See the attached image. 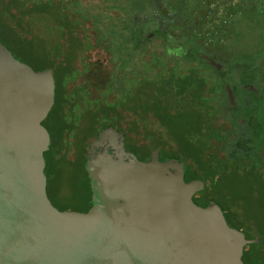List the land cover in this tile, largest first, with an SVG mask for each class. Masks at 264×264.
Wrapping results in <instances>:
<instances>
[{"label":"trees","instance_id":"trees-1","mask_svg":"<svg viewBox=\"0 0 264 264\" xmlns=\"http://www.w3.org/2000/svg\"><path fill=\"white\" fill-rule=\"evenodd\" d=\"M103 2L102 10L100 1L0 0L1 44L34 71H52L54 104L43 125L54 152L45 169L53 204L61 210L90 209L88 145L111 126L124 131L126 149L140 160L156 149L167 159L183 160L190 175L207 183L228 225L247 234L233 208L240 198L256 197L263 211L259 144L244 131L246 120L231 116L220 86L224 74L194 28L175 34L179 21L153 11L154 3L143 18H130L117 0ZM257 5L251 6L257 10ZM99 17L115 28L112 35L104 34ZM96 48L111 55V69L100 81L91 78L95 69L88 56ZM218 116L230 118L229 126L217 127ZM233 187L239 192H231ZM254 221L258 232L248 234L259 241L246 264H264V222Z\"/></svg>","mask_w":264,"mask_h":264},{"label":"water","instance_id":"water-1","mask_svg":"<svg viewBox=\"0 0 264 264\" xmlns=\"http://www.w3.org/2000/svg\"><path fill=\"white\" fill-rule=\"evenodd\" d=\"M51 70L36 72L0 42V264H244L258 242L230 227L186 163L160 149L140 160L123 130L88 145L91 207L58 209L45 173L54 156L43 122L54 104Z\"/></svg>","mask_w":264,"mask_h":264},{"label":"flooded vegetation","instance_id":"flooded-vegetation-1","mask_svg":"<svg viewBox=\"0 0 264 264\" xmlns=\"http://www.w3.org/2000/svg\"><path fill=\"white\" fill-rule=\"evenodd\" d=\"M212 1H215L212 4V7L214 8H211L213 10V13L211 12V14L209 12L211 18L207 21L210 29L207 30L206 34L204 35H197L200 39L199 41L204 44L203 48L206 54L215 62V68L217 69V71L221 75L224 74L221 78L220 86L222 85L223 87H225L227 103L228 106H231V116H236L238 122L240 123H242L245 119L247 125L243 126L244 131L247 133V136L251 140L256 139L259 144L257 150L260 160L259 174L261 175V183L264 186V48L260 54L258 62L250 67L251 70H249L248 72H244L246 67L243 64L238 66L236 65L238 69L240 68V71H238L237 74H234L233 78H228L224 67V62L226 59V57L224 56L225 47L222 46L223 44L226 45L228 41L233 38V34H231L232 32H230V27H232L233 24L237 23L236 20L238 18L245 19L247 16H250L254 19V22L257 23L258 19L264 17V15L260 14V12L256 10L240 11L237 14H234L232 6L236 4H234L230 0ZM216 1L220 3L218 4L216 3ZM195 4H197V2ZM197 6H199V4H197ZM203 12L204 11H201L199 13L198 18V20L201 22L202 18L206 16ZM181 18L183 20V24L181 25V31L183 32L182 34H188V30L186 28L188 24L187 18ZM199 27L201 29H204L202 27L205 26L202 24ZM262 38L264 39V30L261 33V39ZM217 42H221L222 45H215ZM241 68L243 69L241 70ZM229 121L230 118L227 119L225 116H218L216 125L217 127H221L223 125H227L228 127ZM183 180L187 184L201 181L204 188L202 191H198L197 193H195L194 197L199 200V198L201 196H204L205 194L211 197V199L213 200V197L207 190V183L203 182L200 176L190 175L187 166H185L184 169ZM260 199H264V196H261ZM234 210L235 209H233V211ZM255 228L257 227L253 225L244 226V229L251 234H255ZM253 244H249L244 247V264H246V261L249 260L250 256L252 255L253 249L251 247Z\"/></svg>","mask_w":264,"mask_h":264},{"label":"rangeland","instance_id":"rangeland-1","mask_svg":"<svg viewBox=\"0 0 264 264\" xmlns=\"http://www.w3.org/2000/svg\"><path fill=\"white\" fill-rule=\"evenodd\" d=\"M97 1H100L102 10L106 8L104 2L102 4V0H85V4H90L91 2ZM196 2L197 4H199L200 7L195 4ZM214 2L211 0H117L115 5L125 8L126 13L129 15L130 18L132 16H135V18H143L145 14L150 13L149 6L151 3H154L153 11H157V13L166 16H172V18L179 21L180 27L172 28L175 34L180 35L183 33L181 31V24H183V20L181 17H184L187 18L188 24L186 28L188 30V33L192 26L196 34L204 35L206 34V31L210 29L207 24V21L211 18L209 12L213 13L212 9L214 7H212V4ZM137 11H140L142 13L137 14ZM201 11H204L203 13L204 15H206L202 18V22L198 20L199 13ZM110 12L115 15L118 13L121 16L124 15V12L120 10L113 9L110 10ZM102 19L103 17H99L98 22L102 26L104 34L112 35L111 32L115 28H110L109 26L105 25V20ZM236 22V24H233V26L230 27V32H232L231 34H233V38L231 37L232 39H230L225 45L224 50V56L226 57L224 67L228 78H233L234 74H237L238 71H240V68L238 69L237 67L238 65L243 64L246 67L244 72H248L249 70H251L250 67H252L256 62H258L260 54L264 48V39H261V33L264 30V17L259 18L257 23L254 22V19L250 16H247L245 19L238 18ZM202 24L205 26L202 27L204 29H201L199 27ZM86 26H90L89 21L86 22ZM90 34L91 37L94 38V33L92 31H90ZM153 47L160 48V45L156 44L153 45ZM88 56L89 62L94 66L93 68L95 69V73L92 74L93 76L91 75V78L93 77L100 81L101 76L104 75L105 71L111 69V55L103 48H96L95 50H92L88 54ZM242 69L243 68H241V70ZM207 72L208 76H213L212 70H208ZM231 192L238 193L239 191L238 188L233 187ZM259 204L260 202L256 197H243L238 200V203L233 209L237 211V213L240 215L239 219L243 220L245 225H253L257 227L255 225L254 220H257L258 223L261 222V224H263L264 222V212L262 211L261 206ZM255 229V233H257L258 230L257 228ZM251 248H255V244H253Z\"/></svg>","mask_w":264,"mask_h":264},{"label":"crops","instance_id":"crops-1","mask_svg":"<svg viewBox=\"0 0 264 264\" xmlns=\"http://www.w3.org/2000/svg\"><path fill=\"white\" fill-rule=\"evenodd\" d=\"M216 3L219 4L220 2L216 1ZM250 4L251 5L258 4L259 5V6L257 5L258 9L256 10V8H252ZM262 7H264V0H256V1L246 0L244 2H240L232 6L234 14H237L240 11H252V10H256L259 12ZM261 14L264 15V11L261 12Z\"/></svg>","mask_w":264,"mask_h":264},{"label":"built area","instance_id":"built-area-1","mask_svg":"<svg viewBox=\"0 0 264 264\" xmlns=\"http://www.w3.org/2000/svg\"><path fill=\"white\" fill-rule=\"evenodd\" d=\"M231 2H233L234 4L240 3V2H244L246 0H230ZM252 1H256V0H252Z\"/></svg>","mask_w":264,"mask_h":264}]
</instances>
